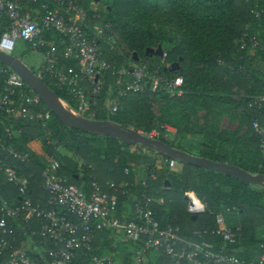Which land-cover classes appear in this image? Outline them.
Instances as JSON below:
<instances>
[{
    "label": "trees",
    "instance_id": "obj_1",
    "mask_svg": "<svg viewBox=\"0 0 264 264\" xmlns=\"http://www.w3.org/2000/svg\"><path fill=\"white\" fill-rule=\"evenodd\" d=\"M72 1L87 11L88 32L98 22L105 26L104 34L108 35L106 26L109 25L118 31L120 42L132 52L124 55L101 40L104 57L113 70L107 71L100 94L92 97L88 111L93 113L92 118L112 120L145 133L161 130L163 125L176 127L173 138L161 137V140L191 154L264 176L262 137L252 124L254 119L264 122V107L259 110L250 105L257 95L264 93V0H111L103 13L91 8L90 0ZM51 2L25 0L23 11L43 14L44 4ZM38 24L42 27L40 21ZM10 25L11 19L0 12V39ZM173 26L179 36L171 34ZM41 37L48 41L54 39L58 50H62V37L54 30L43 29ZM253 41L257 42L254 46ZM25 42L28 49L36 50ZM159 45L167 53L164 61L162 56L147 52L148 47ZM135 52L139 60L134 59ZM129 60L148 63L151 74L181 75L182 94L170 92L163 84L153 91L151 79H147L142 91H129L121 97L118 109L112 111L118 89L125 87L124 83H117V70L129 66ZM173 62L179 63L177 71L166 66ZM68 66L78 64L61 57L58 68L64 71ZM40 76L71 107L75 106L67 86L57 84L45 72L41 71ZM5 77L0 71V91ZM85 88L92 96L89 83H85ZM25 91L34 93L27 84ZM238 91L244 93L239 98ZM155 100L159 101L156 111ZM42 110L49 112L44 120L34 116ZM202 110L206 112L204 117L199 115ZM225 116L238 121V127L233 130L220 127ZM244 125L247 126L242 132ZM7 126L13 133L4 141V146L0 145V159L7 156L9 164L20 165L8 149L29 152V161L22 165L23 171L32 175L29 196L40 201L44 208L50 207V194L43 187L42 171L50 158H56L61 164L59 174L67 182L83 186L89 192L92 182L96 181L114 193L118 197L117 214L127 220L136 218L135 204L144 201L146 195L151 197L150 207L162 225H179L182 234L192 237L195 230L216 227V215L235 208L241 212L243 224L240 228L232 227L235 242L226 247L247 260L257 259L264 252L261 247L264 241L255 235V228L264 225L262 185L245 183L218 168L178 159H175L177 166L172 167L173 158L139 143L127 144L112 135L84 132L66 125L42 100L32 106L26 117L8 116L0 111V136ZM45 135L46 147L40 152L35 142ZM109 181L115 184V189L108 188ZM188 190L195 191L207 206L206 212L197 218L187 211ZM21 200L18 187L6 179L0 165V205L18 204ZM41 221L37 216L29 222L9 220L12 232L6 238L10 248L0 255V264H6L12 250L25 251L35 260H41L45 250L55 246L51 239L41 235ZM119 234L111 229L99 232L93 249L81 255L79 261L88 264L90 254H106L118 264H130L138 244ZM29 236L31 241L26 245ZM209 239L217 246L224 242L221 237ZM146 258L144 264H173L162 249L148 251Z\"/></svg>",
    "mask_w": 264,
    "mask_h": 264
},
{
    "label": "built area",
    "instance_id": "obj_2",
    "mask_svg": "<svg viewBox=\"0 0 264 264\" xmlns=\"http://www.w3.org/2000/svg\"><path fill=\"white\" fill-rule=\"evenodd\" d=\"M24 3L25 0H0V12H4L11 19L10 27L1 36L0 49L12 54L18 39L28 41L36 50L47 48L43 53L41 71L48 74L57 84L67 86L75 103L73 108L78 113L92 118L93 113L88 112L92 97L100 94L107 71L113 70L104 57L101 43L103 36H106L105 28L100 29L102 24L97 22L99 25L94 24L93 31L88 32V13L72 0H52L51 3L44 4L43 14L36 15L23 11ZM38 21L42 23V27ZM43 29L54 30L62 37V50H58L59 46L54 39L48 41L41 37ZM256 44L257 42L253 41L252 46ZM166 55L167 53L163 52V61ZM61 57L75 60L78 66H68L61 71L58 68ZM134 63L117 70V83H124L125 87L118 89L112 111L118 109L121 97L129 91H142L147 79H151L153 91L163 84L170 92L182 94L181 75L162 77L159 74H151L148 63ZM0 71L6 74L4 86L0 91V111L8 116L26 117L32 106L39 105L42 99L34 90V93H27L24 79L1 61ZM85 83L92 87V96L85 88ZM250 105L261 110L264 107V93L257 95ZM34 116L44 120L49 117V112L42 110ZM252 124L262 137L261 147L264 152V122L254 119ZM173 130L174 127L163 125L161 130L140 132L161 139L168 138ZM12 133L8 126L5 127L4 135L0 136V145L4 146V141L9 139ZM8 152L20 165L9 164L6 156L0 159L1 170L6 179L18 187L22 200L18 204L3 202L0 205V255L8 246L10 248L6 238V235L12 232L9 220L29 222L36 216L40 217L41 235L51 239L55 246L47 248L41 260H35L25 251L12 250L6 264H83L79 261L81 255L91 251L96 235L107 229L116 230L119 235L122 234L138 244L130 264H144L147 252L152 249H162L173 264H264V252L257 259L247 260L228 250L226 244L235 242V238L232 227L224 223L222 214L216 215V227L195 230L194 236L188 237L182 234L179 225H162L150 207L151 197L145 195L144 201L135 204L136 218L124 219L117 214L118 197L114 193L103 189L96 181L92 182L89 192L85 191L83 186L67 182L65 177L59 174L61 164L56 158H50L42 171L43 187L50 194V207L44 208L40 201H35L29 196L32 175L24 172L22 166L29 161V152L12 147ZM170 166H177L175 159L170 161ZM143 184H146V181H143ZM107 186L109 189H115V184L111 181L107 182ZM186 198L187 211L190 214L198 216L206 212L205 202L195 191L188 190ZM210 237H221L224 242L217 246ZM261 247H264V244ZM88 259V264H118L111 255L106 254H90Z\"/></svg>",
    "mask_w": 264,
    "mask_h": 264
},
{
    "label": "water",
    "instance_id": "obj_3",
    "mask_svg": "<svg viewBox=\"0 0 264 264\" xmlns=\"http://www.w3.org/2000/svg\"><path fill=\"white\" fill-rule=\"evenodd\" d=\"M147 52L162 56L164 51L162 45H159L156 48L148 47ZM134 55V59L139 60L136 52ZM0 61L9 66L13 71L17 72L24 79L26 84L40 96L46 106L70 127L80 129L84 132L112 135L120 138L127 144L139 143L173 159L182 160L184 162L207 168H218L219 170H224L228 174L239 178L245 183L264 186V176L261 174H253L236 165L214 162L208 158L191 154L174 147L161 139L149 137L138 130L124 127L112 120L88 118L78 113L65 100H63L39 74L23 61L21 57L4 52L0 49ZM178 67V62H173L170 67L168 66L172 71H177ZM193 218H197V215H193Z\"/></svg>",
    "mask_w": 264,
    "mask_h": 264
},
{
    "label": "rangeland",
    "instance_id": "obj_4",
    "mask_svg": "<svg viewBox=\"0 0 264 264\" xmlns=\"http://www.w3.org/2000/svg\"><path fill=\"white\" fill-rule=\"evenodd\" d=\"M109 2H111V0H90V6H91V8L95 9L97 12L103 13ZM106 27L109 29V34L106 36H103V40L112 44V46L116 47L122 54H124V55L131 54L132 52L130 51V49L125 44L120 42V37H119L118 31L114 28H111L109 25H107ZM103 28H105L104 25L100 26V29H103ZM171 34L173 36H179V31L177 30L176 27H174V26L172 27ZM12 54L21 57L23 59V61L26 64H28L37 74H39V75L41 74V64L43 63L44 55L40 51L28 49L25 40H23V39L17 40L15 50L13 51ZM129 64H135V63L133 61H130ZM168 65H171V64L168 63ZM242 94H244V93L238 91V93H237L238 98L241 97ZM158 102H159L158 100H155V102H154L155 111L157 110V103ZM199 115L204 117L206 115L205 110L200 111ZM200 122H203V119H200ZM238 124H239L238 121H231L228 116H225L222 118V120L220 122V127L233 130V129H236L238 127ZM246 126L247 125H244L242 127V129H241L242 132H244V130L246 129ZM176 131H177V128L174 127V130L170 133L168 138L169 139L173 138ZM46 137H47V135L42 136V137L38 138L35 142V144L37 145L38 150L40 152H42V150L43 151L45 150L46 144L44 143L43 140ZM47 141H50V138H48ZM60 150L63 153L68 154L69 156H72V153L65 150L64 148H60ZM78 160L81 163L83 162L80 159H78ZM160 201H162V199ZM30 241H31V237L29 236L28 240L26 241V245H29Z\"/></svg>",
    "mask_w": 264,
    "mask_h": 264
},
{
    "label": "crops",
    "instance_id": "obj_5",
    "mask_svg": "<svg viewBox=\"0 0 264 264\" xmlns=\"http://www.w3.org/2000/svg\"><path fill=\"white\" fill-rule=\"evenodd\" d=\"M96 24L97 23H95V25ZM222 216L224 218V223L229 227L240 228L243 224V216L241 215V212L236 209L225 210L222 213ZM255 235L264 241V225H259L255 228Z\"/></svg>",
    "mask_w": 264,
    "mask_h": 264
}]
</instances>
